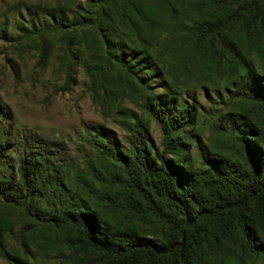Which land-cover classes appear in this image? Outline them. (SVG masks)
Wrapping results in <instances>:
<instances>
[{
	"label": "trees",
	"instance_id": "1",
	"mask_svg": "<svg viewBox=\"0 0 264 264\" xmlns=\"http://www.w3.org/2000/svg\"><path fill=\"white\" fill-rule=\"evenodd\" d=\"M83 2L58 31L96 96L110 99L117 88L152 95L125 60L122 26L146 40L170 30V54L190 48L217 66H238L242 45L253 41L264 55V0ZM230 96L240 109L197 145V167L154 150L138 125L129 129L130 150L97 128L87 142L96 154L81 157L83 146L77 154L33 133L0 143V165L10 150L17 161L15 173L0 177V237L19 216L25 250L34 240L44 253L93 255L96 264H264V77H239ZM154 105L146 109L165 138L197 113L193 103L172 122L170 104Z\"/></svg>",
	"mask_w": 264,
	"mask_h": 264
},
{
	"label": "rangeland",
	"instance_id": "2",
	"mask_svg": "<svg viewBox=\"0 0 264 264\" xmlns=\"http://www.w3.org/2000/svg\"><path fill=\"white\" fill-rule=\"evenodd\" d=\"M83 1L0 0V143L33 133L61 141L77 154L78 147L83 146L81 157L96 154L87 142L93 140L97 128L130 150L129 129L138 125L154 150L167 149L169 158L197 167V145H208L212 126L240 109L230 100L238 78L264 77V55L259 44H243L239 65L224 67L204 60L190 48L178 56L170 54V30H156L154 39L146 40L124 26L118 27L122 32L117 40L125 45V60L134 67L137 81L152 95L135 88H117L110 99L103 93L96 96L89 90L77 49L72 57H65L58 31V24L65 18L73 19ZM154 101L171 105L172 122L193 103L196 117L180 135L165 138L146 109V105L156 109ZM79 162L76 160L68 169L69 180H75ZM16 166L14 151L10 150L1 162L0 177L15 173ZM16 217L11 218L13 230L7 227L0 237V264H96L93 255L73 258L69 251L60 253L57 248L44 253L34 240L26 241L30 248L25 250L21 237L24 223Z\"/></svg>",
	"mask_w": 264,
	"mask_h": 264
}]
</instances>
